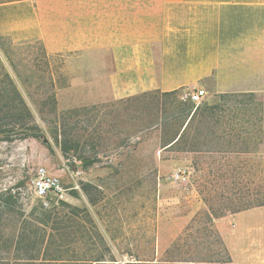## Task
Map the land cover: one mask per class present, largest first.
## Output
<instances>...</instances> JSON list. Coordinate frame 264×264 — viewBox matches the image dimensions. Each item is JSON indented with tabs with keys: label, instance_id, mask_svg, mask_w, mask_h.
<instances>
[{
	"label": "rangeland",
	"instance_id": "rangeland-1",
	"mask_svg": "<svg viewBox=\"0 0 264 264\" xmlns=\"http://www.w3.org/2000/svg\"><path fill=\"white\" fill-rule=\"evenodd\" d=\"M20 2L34 4L0 5ZM73 62L48 55L37 35L0 37V88H11L3 78L8 74L47 141L0 139V192L11 189L15 204L28 212L42 206L33 190L36 170L59 178L65 193L45 209L66 211L65 204L84 219L86 229L79 231L71 216L66 233L73 245L67 249L105 256L99 264L219 259L224 244L209 227L208 208L231 215L236 204L223 200L264 187V95L211 94L197 106L160 92L67 103L59 93L81 84L70 80V73H80ZM194 113L185 135L169 148ZM232 129L242 134L228 144ZM177 171L185 180L171 179Z\"/></svg>",
	"mask_w": 264,
	"mask_h": 264
},
{
	"label": "crops",
	"instance_id": "crops-1",
	"mask_svg": "<svg viewBox=\"0 0 264 264\" xmlns=\"http://www.w3.org/2000/svg\"><path fill=\"white\" fill-rule=\"evenodd\" d=\"M28 7L0 5V37L37 35L48 55L74 58L80 73L70 80L81 84L59 93L67 103L193 88L264 95V0H34ZM213 228L228 259L208 264H264V206L214 219Z\"/></svg>",
	"mask_w": 264,
	"mask_h": 264
},
{
	"label": "trees",
	"instance_id": "trees-1",
	"mask_svg": "<svg viewBox=\"0 0 264 264\" xmlns=\"http://www.w3.org/2000/svg\"><path fill=\"white\" fill-rule=\"evenodd\" d=\"M3 78L9 82L11 88L7 90L4 87L0 88V139L9 142L17 135H21L23 138H35L47 144L46 138L33 123L31 112L16 87L12 85L8 74H4ZM146 94L149 93L142 94V96ZM162 94L178 95V92L171 91V93ZM194 115L195 113L189 116L182 133L167 144L169 148L176 145L182 135H185ZM7 119H11L12 122H6ZM241 130H230L226 134L229 138L227 143L233 144L235 138H238L240 133L242 134ZM263 155L264 152L260 153L259 157H264ZM15 203L16 197L11 189L0 192V264H99L105 261V256L97 253L69 252L67 248L73 243H69L66 232L70 228L71 216L77 219L72 226L79 231L86 229V222L70 212L67 205L62 204V207L67 208L66 211L45 209L40 206L26 212L20 204ZM226 203L236 204L232 214L264 206V187L259 188L256 195L225 199L221 204ZM220 211L210 206L206 215L210 229L216 234L218 233L213 228V220L225 215ZM218 258L215 261L228 259L224 245ZM137 264L148 263L139 262ZM182 264H197V261L196 263L184 261Z\"/></svg>",
	"mask_w": 264,
	"mask_h": 264
},
{
	"label": "built area",
	"instance_id": "built-area-1",
	"mask_svg": "<svg viewBox=\"0 0 264 264\" xmlns=\"http://www.w3.org/2000/svg\"><path fill=\"white\" fill-rule=\"evenodd\" d=\"M178 97L183 102H189L195 106L201 104L207 97L206 90L202 88H193L182 90ZM36 178L33 181V190L35 195L42 201V206L48 208L50 202H57L65 193V189L56 176L48 174L43 168L36 170ZM185 172L177 171L171 175L174 181L185 180Z\"/></svg>",
	"mask_w": 264,
	"mask_h": 264
}]
</instances>
